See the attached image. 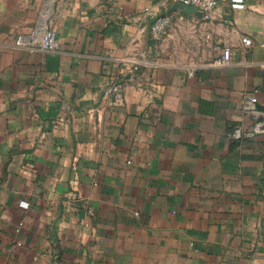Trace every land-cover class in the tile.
Segmentation results:
<instances>
[{
    "label": "crops",
    "instance_id": "crops-1",
    "mask_svg": "<svg viewBox=\"0 0 264 264\" xmlns=\"http://www.w3.org/2000/svg\"><path fill=\"white\" fill-rule=\"evenodd\" d=\"M260 261L264 0H0V264Z\"/></svg>",
    "mask_w": 264,
    "mask_h": 264
},
{
    "label": "built area",
    "instance_id": "built-area-1",
    "mask_svg": "<svg viewBox=\"0 0 264 264\" xmlns=\"http://www.w3.org/2000/svg\"><path fill=\"white\" fill-rule=\"evenodd\" d=\"M220 0H162V2L166 5H175L178 3H182L185 5L193 6L195 10L199 11L202 15V18L205 20L212 19L214 16V11L218 6ZM233 6L242 5L243 0H230ZM170 23V17L167 15H157L154 22L151 25V36L154 41H160L167 32V27ZM242 42L245 47H249L252 43L250 37H244ZM61 42L58 36V32L54 29H46L42 36L40 42V48L42 50L48 52H56L60 49ZM232 59V50L230 47H225L223 49L222 57L218 60L219 64H227ZM143 62H134L129 67V72L135 74L139 71L140 65ZM123 88V83L119 80L118 82L109 84L106 87V94L109 96L114 97V103L117 105L122 104L121 99V91ZM242 112L247 116H258L259 114L263 113L258 108V97L254 93L246 98L241 107ZM261 130L259 126L256 127V131ZM235 136L241 135V130L238 128L234 133ZM254 264H264V261L254 262Z\"/></svg>",
    "mask_w": 264,
    "mask_h": 264
},
{
    "label": "water",
    "instance_id": "water-1",
    "mask_svg": "<svg viewBox=\"0 0 264 264\" xmlns=\"http://www.w3.org/2000/svg\"><path fill=\"white\" fill-rule=\"evenodd\" d=\"M175 8H181L184 12H192L195 9L193 6L185 5L182 3L175 4Z\"/></svg>",
    "mask_w": 264,
    "mask_h": 264
}]
</instances>
